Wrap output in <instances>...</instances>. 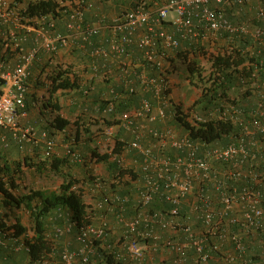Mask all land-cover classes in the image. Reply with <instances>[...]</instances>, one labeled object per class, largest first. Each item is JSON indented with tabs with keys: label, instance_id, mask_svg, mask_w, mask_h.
<instances>
[{
	"label": "built area",
	"instance_id": "built-area-1",
	"mask_svg": "<svg viewBox=\"0 0 264 264\" xmlns=\"http://www.w3.org/2000/svg\"><path fill=\"white\" fill-rule=\"evenodd\" d=\"M21 1L25 10L26 3L41 0H0V148L42 140L53 151L48 132L38 138L34 126L22 123L28 115L30 78L42 51L53 55L71 48L77 36L78 46L92 56V80L109 82V102L103 110L95 106L93 113L112 114L120 98L141 94L134 117L102 132L111 146L110 161L135 169L138 177H117L112 182L117 183L115 192L96 178L94 187L85 189L91 199L90 221L75 230V247L66 242L60 256L27 264H98L107 256L133 264H167L157 260L163 246L178 254L169 264H264V88L257 90L251 119L237 106H228L224 114L241 126V133L224 144L151 126L177 115L180 104L172 96L169 58L182 46L200 41L207 44L209 55H218L239 39L250 38L256 48L246 50L261 56L264 68V0H163L161 6L139 0L109 22L98 23L86 22L92 7L86 0H55L57 15L38 16L24 13ZM171 12L175 19H169ZM245 12L250 17L237 20ZM63 20L65 32L58 28ZM102 30H107L103 43L94 44L92 38ZM32 34L34 46L27 48ZM94 89L89 84L84 94L88 97ZM188 118L206 121L196 112ZM119 128L131 138L121 139L122 151L113 153ZM123 186L133 193L119 194ZM101 189L104 194L96 198ZM156 203L166 209H152ZM74 227L69 217L54 224L53 241L69 236ZM32 235L9 239L12 247L6 234L0 237V249L28 252L26 237Z\"/></svg>",
	"mask_w": 264,
	"mask_h": 264
},
{
	"label": "trees",
	"instance_id": "trees-1",
	"mask_svg": "<svg viewBox=\"0 0 264 264\" xmlns=\"http://www.w3.org/2000/svg\"><path fill=\"white\" fill-rule=\"evenodd\" d=\"M138 1H134L131 4L132 7L130 5L124 8L119 14L135 7ZM162 2L163 0H155L150 4L157 3L156 6H161ZM26 4V9L22 8V10L28 15H56L57 4L55 0H41L37 3L29 2ZM250 15L251 12H245L237 20H247ZM89 17L90 13L86 12V22L95 23L94 17ZM62 19L64 18L62 17ZM108 20H105V22H109ZM254 24H260V22L256 21ZM96 37L98 35L92 38L95 43L97 42ZM238 41L235 43L236 45H230L229 48L219 52L218 55H209L206 50L207 44L200 41L183 44L185 46H182L169 58L171 62L170 73H177L180 69L177 62L181 63L186 71L185 78L200 91V96L189 109L185 110L182 105H179L175 109L177 115L171 119V122L179 129H182L184 133H190L195 139L210 144L226 143L230 137L241 133V126L233 122L228 114H224L228 106L233 105L241 109L245 113L244 118H247L246 120L251 119L248 113L257 106V90L264 88V68L261 67L259 61L262 57H257L255 54L250 55L251 52L246 50L250 46L256 48L255 42L250 38L239 39ZM219 46H223V44L220 43ZM262 53L264 55V50ZM200 56L206 58L209 68L203 65L202 62L197 61ZM47 60L49 61L42 63L43 70L41 72L44 73L46 69L50 71L46 76L45 86H43L46 94L39 106L44 113L45 110H49L48 126L51 130H69V133H71L70 135L67 134L66 137L68 144H71L69 153L61 156L55 151H48L45 154L40 150L41 148L36 147H32L33 152H30L28 151L30 144H27V150L25 149L19 157L11 160L9 153L11 149H1L0 151V207L3 210V213L0 214V232L3 235L7 234V239H13L32 230V237H26L25 242L29 247L27 254L31 261H38L42 257H49L51 254L56 257L60 256L62 248L47 234L54 224H63L69 217V220L75 225L74 230H77L90 221L88 217L89 204L87 203L85 189L94 187L96 174L90 173L87 169V160L90 159L94 163L106 165L107 176H101L103 183L107 184L112 177L116 179V177H123L126 174H130L133 178L138 177L135 169L119 168L116 163L110 162L111 156L108 151L102 153L99 148H93L92 145L106 139L102 133L105 126L120 125L126 118L135 116L132 112L134 107L139 104L141 94L134 93L120 98L114 112L109 115L93 114L90 107H88L89 111H85L84 107L87 108L85 105L75 115L77 110L72 112L71 108H64L58 93L60 91L71 92L77 89L80 79L78 74L72 64L63 65L56 59L52 61L51 58ZM51 61L52 63H50ZM254 72L256 74L255 81L251 76ZM94 99L101 110L109 102L101 94L97 97L94 96ZM31 107L32 102L27 99V109ZM189 112L204 115L206 121L191 122L188 118ZM73 128H75L74 134L71 132ZM130 138L125 129L119 128L115 134L116 145L113 148V153L122 151L123 142H121V139ZM84 145L89 150L84 149ZM78 150L84 154L82 157L85 160L82 164L84 168L81 175L75 170L77 164L72 161L73 154ZM29 172L34 176L51 174L61 178L63 183L57 191L51 192L43 187L27 185L25 179ZM103 194V191L99 192L96 198L101 197ZM160 206L162 204L156 203L151 207L157 209ZM165 207L162 206L160 209L165 210ZM22 210H28L31 229L22 223L19 215ZM59 212H63L64 216L56 219V213ZM12 218L15 220L14 223L10 224ZM196 226L199 227V224L197 223ZM157 254V260H163L167 264L171 263L172 259L178 255L177 252L171 251L165 246ZM190 255L193 254L190 253ZM97 263L133 264L129 260H115L110 256Z\"/></svg>",
	"mask_w": 264,
	"mask_h": 264
},
{
	"label": "crops",
	"instance_id": "crops-1",
	"mask_svg": "<svg viewBox=\"0 0 264 264\" xmlns=\"http://www.w3.org/2000/svg\"><path fill=\"white\" fill-rule=\"evenodd\" d=\"M86 2L88 3H92V7L90 9H88L86 12L90 13V17H94V21L95 23L99 22L102 19L108 20L110 18L115 17L116 15L119 14V12H121L124 8L129 7L132 3L131 2L129 4H124V3H120L118 0H86ZM25 3L21 1L20 3V8L23 7ZM132 7V5L130 6ZM89 17V18H90ZM88 22V21H87ZM59 29H61L63 32L66 31L65 29V24L64 21L61 22V24L59 23L58 26ZM107 34V30H102L101 34H98V37H96V43L94 42V44H102L103 40L105 38ZM33 37L34 34L31 35L30 37V41L26 43V47L27 48H31L34 46V42H33ZM81 38V37H80ZM80 38L77 36V38L75 37L74 39V44L71 46V48H64V49H60L56 54L53 55H47L45 52H41L40 53V57L43 59L41 60H37L36 64L34 65L33 71H32V76L30 78V89H29V96L27 97V99L31 100L32 102V107L28 109V115L22 118V123L24 125H32L36 128L37 130V134H38V138L44 131L48 132V136L54 140L55 142V146L53 148V151L57 152V154L61 155V156H65L66 154L69 153L71 144H68V142H66V137L67 134L69 133V130L67 131H60V130H56V129H50V127L48 126V119H50V112L49 110H45V113L42 109H40V103L42 102V100H44L46 91H45V80H46V76L49 73V69H46L44 73H42L41 71L43 70V65L42 63H45L49 60H47L48 58H51V60L53 61L54 59H56L57 61H59L60 64L63 65H70L72 64L75 72L78 74L79 76V84H78V88L72 90L71 92L67 91L66 93H70V97L68 99H65L63 97L60 96L61 99V103L64 106V108L72 109V112H75V110H77L75 112V115H77V113H79L81 111L82 106L84 107H90L91 112L93 113L95 110V106L96 105V101L94 99V96L97 97L99 94L103 95L104 97H106L107 99L111 96L110 94H108V89H109V82L107 80H102L101 78H97L95 80H92V72L90 70V65L92 63V56L89 54L88 49L87 50H83L82 48H80L78 46V42L81 41ZM45 58V59H44ZM52 61L50 63H52ZM40 62V63H39ZM179 82L180 80L177 79L173 74H172V96L174 98V100H176L177 102V98L178 96L181 95V91L179 88ZM89 84H94L95 89L92 91V93L90 94V96H86L84 94V89L88 88ZM181 85H186L184 82ZM179 88V89H178ZM63 91H60L58 93V96L61 95ZM106 94H108L109 96H107ZM94 95V96H93ZM199 97V95L196 97V99ZM95 101V102H94ZM178 103V102H177ZM180 104V103H178ZM182 105V104H180ZM95 114V113H93ZM173 123L171 122V120L167 121V122H162V121H158L156 123L151 124V126L156 127V128H172L171 125ZM74 129H72V132H74ZM94 130H96V128H94ZM181 131V129H180ZM178 131V132H180ZM71 133H69L70 135ZM74 134V133H73ZM27 144L29 146L28 151L33 152L32 151V147H36V148H41L40 150L43 151V153H48V150L46 148V142L40 140L38 143H26V144H12L10 147L5 148L7 150H10V158L11 160L16 159L18 152L22 153L25 151V149L27 150ZM93 148H99L100 150H102L104 146V144L102 142H97V144H93L92 145ZM84 149H87L84 145L83 147ZM3 148H0V151ZM4 149V150H5ZM89 150V149H87ZM84 154L82 152H80V150L75 151V153L73 154V162L75 164H77L75 166V170L78 172L79 175H81V173L83 172V162L85 161L83 159ZM82 158V159H81ZM87 169L90 171V173H96L93 170V164L94 161H91L90 159L87 160ZM115 184H117L115 182ZM89 188V187H88ZM113 188V187H112ZM130 186H123V188L120 189V193L119 194H127L129 192L133 193V191L130 189ZM91 189V187H90ZM117 190L116 187H114L113 189H109L110 192H115ZM162 207V206H160ZM1 235V233H0ZM12 247H14V245H11ZM11 247V248H12ZM9 254V255H8ZM27 258H29L27 252L25 250H20V251H6V250H2L0 251V264L1 263H10V264H20V261H25V259L27 260Z\"/></svg>",
	"mask_w": 264,
	"mask_h": 264
},
{
	"label": "rangeland",
	"instance_id": "rangeland-1",
	"mask_svg": "<svg viewBox=\"0 0 264 264\" xmlns=\"http://www.w3.org/2000/svg\"><path fill=\"white\" fill-rule=\"evenodd\" d=\"M118 1L120 3H124L126 5V4H129V3L134 2V1L136 2L137 0H118ZM169 19H175V14L173 12L169 13ZM199 59H197V61L202 62L203 65L208 66V68H209V65L207 64L206 59H203V60L201 58H199ZM177 65L179 66L180 69L177 71V73H175L173 75L177 79L180 80L178 85H179V88H180V91H181V95L176 97V98H177V102L182 104L183 108L185 110H187L193 105L194 101L196 100V97L198 95L200 96V91L196 87L192 86L190 84V82L188 81V79L185 78L186 77V71H185V68L183 67V65L181 63H178V62H177ZM183 82L186 84L185 86L181 85ZM60 96L65 98V99H68L70 97V93L69 92L66 93V91H65V92H62L61 95H59V97ZM171 127H172V129L176 130V132L180 131L179 127L176 126L174 123L171 125ZM178 133L182 134L184 132L181 129V131L178 132ZM66 142H68L67 138H66ZM100 142H102L104 144V146H105V147L102 148V150H100L102 153L104 151H109L110 150L111 146L109 145L108 140L103 139ZM21 154L22 153L18 152L17 157H19V155H21ZM106 169H107L106 165L103 164V163H94L93 164L94 172H96L100 176H103V177L107 176V174H106L107 170ZM62 181L63 180L61 178L55 177V176H53L51 174L47 175V176L46 175L45 176H34L30 172L27 174V177L25 179V183L27 185H34V186L43 187V188L47 189L49 192L57 191V189H59L60 185L63 183ZM87 197H88V200H91L90 199V195H87ZM27 211L28 210H22V211L19 212V215H20V217L22 219V223L27 228L31 229V221H30L29 214H28ZM2 213H3V210L0 207V214H2ZM14 220L15 219L12 218V220L10 221V224L14 223ZM55 242H56V244L60 243L61 245H63L66 242H72V241H71L70 237H67L66 239L65 238L56 239ZM27 260L25 259V261L23 260V261H20L19 263L20 264H26Z\"/></svg>",
	"mask_w": 264,
	"mask_h": 264
},
{
	"label": "clouds",
	"instance_id": "clouds-1",
	"mask_svg": "<svg viewBox=\"0 0 264 264\" xmlns=\"http://www.w3.org/2000/svg\"><path fill=\"white\" fill-rule=\"evenodd\" d=\"M88 3V2H87ZM88 4H90V3H88ZM92 4V3H91ZM57 15V14H56ZM47 132V131H46ZM42 133V132H41ZM41 135V134H40ZM111 162V161H110ZM114 163V162H113ZM96 174V175H95ZM94 175L96 176V178H99L100 180V182L99 183H101V184H103V185H105L106 183H103L102 182V180H103V178L100 176V175H98L97 173H94ZM130 175V174H129ZM116 179H117V177H116ZM115 179H114V177H112L111 178V180H109L108 182H107V184H111V186L114 188V187H116V185H115V183H113L112 184V182L114 181ZM107 181V180H106ZM95 184H96V179H95ZM94 184V185H95ZM100 184V185H101ZM90 188V187H89ZM101 191H104V190H102L101 189ZM101 191H98V193L99 192H101ZM86 195V194H85ZM86 198H87V200H88V197H87V195H86ZM89 201V200H88ZM53 228V227H52ZM50 229V230H48V232H47V234L51 237V239L53 240V235H52V230L53 229ZM29 232H31L32 234H33V231H29ZM1 233V232H0ZM5 235V234H4ZM3 235V233L0 235V237H3L4 236ZM67 237H70L71 238V241L72 242H70L72 245H75L76 244V238H75V230H74V232H72L69 236H67ZM67 237H63V238H67ZM63 238H61V239H63ZM8 241H10L9 239H8ZM55 242V241H54ZM56 243V242H55ZM13 243L10 241V243H9V246H11ZM14 245V244H13ZM59 246L61 247L62 245L59 243ZM2 250H6V251H12V252H14L15 250L14 249H12V248H3V249H0V251H2ZM27 252V251H26ZM9 255V254H8ZM28 260H27V263L29 262V261H31L29 258H27ZM26 263V264H27ZM1 264H3V263H1ZM4 264H7V262L6 263H4ZM8 264H10V263H8Z\"/></svg>",
	"mask_w": 264,
	"mask_h": 264
}]
</instances>
